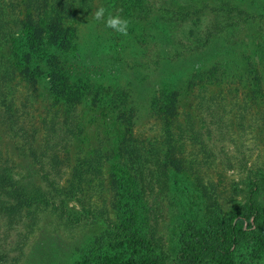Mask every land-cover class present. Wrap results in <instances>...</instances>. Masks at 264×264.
Listing matches in <instances>:
<instances>
[{"label":"trees","instance_id":"obj_1","mask_svg":"<svg viewBox=\"0 0 264 264\" xmlns=\"http://www.w3.org/2000/svg\"><path fill=\"white\" fill-rule=\"evenodd\" d=\"M87 1L0 0V126L7 131L21 132L23 136L29 137L26 132L30 124L26 128L27 123L18 117L13 107L16 91L11 82L16 77L25 86V97L37 98L42 88L52 98L51 105L72 98L80 99L88 92V88H93L94 95L87 104L89 108L95 111L106 110L118 119L117 112L121 108L117 107L119 104L111 106L109 101L123 103L125 98H129L125 93L115 92L114 96L106 93L109 88L105 83L106 77H92L82 66L83 60L69 51L74 44L79 46V38L75 29L67 27L65 23L70 15L77 16L79 4H86ZM242 1L217 0L213 6L205 1L200 3L202 7L197 8L187 0H122V6H130L140 15L153 13V9L161 13L159 20L155 17V21L160 35L164 36L162 42L168 37L163 30L166 22H171L170 27L176 25L177 30L180 29L179 34H182L174 37L172 47L168 48V51H173L172 58H164L162 62L147 67L145 72L142 69L145 75L140 81L150 86L152 83L151 91L155 90L162 96L158 101L167 107H176L180 90L184 86V89L191 86L193 74L188 79L189 69L186 68L180 76H175L173 71L179 62L189 60L186 56L189 48L182 45L177 57V45L197 41V53L201 52L210 39L221 34H225L227 39L236 37L243 25L254 21L255 16L262 19L260 32L264 35V0ZM175 2L187 4L192 10L175 9L171 5ZM204 11L212 15L210 21L206 22L205 17L201 16ZM181 25L186 26V31L180 28ZM201 26L203 31L200 33ZM196 34L201 36L194 39ZM155 37V34L149 35L151 45L159 52L161 50L158 49ZM261 38L264 40V37ZM236 42L229 40L232 45ZM243 61L247 67L242 68L244 78L251 77L252 81L261 85L262 75L255 63L248 56ZM212 64L204 70L207 72L206 78H214V81L225 79L223 82L227 83L222 70L225 66L217 62ZM76 77L78 79L73 83ZM87 81L90 87L85 84ZM140 86L138 83L139 93L143 91L139 90ZM261 94L263 91L258 88L256 95ZM206 110L213 112L220 122V112L218 115L210 106ZM64 114V122L68 127L60 129L52 112L49 119L41 120L44 133L38 150L31 143L27 144V156L35 166L38 183L17 179L7 161L0 159V219L4 221L6 229L13 230L22 225L29 231L38 215L46 211L69 227L102 221L106 229L93 238L90 249H82L83 254L84 251L85 255L96 253L104 244L114 242L118 246L128 247L133 254L138 255L123 264H233L239 251L237 248L252 238L256 239L255 248H263V217L256 193L264 185V172L246 185L247 190L239 191L243 194V203L229 216L221 217L216 184L210 179L204 180L195 157L192 155L190 159L186 154L188 171L170 157L172 143L185 145L180 136L179 140L172 141L170 127L163 130L165 139L160 142L156 139L143 141L131 135L133 124L130 121L122 122L118 119L121 131L109 144L99 142L86 155L79 151L71 159L67 156L59 158L58 153L65 151V141L61 138L69 140L73 128L79 123L73 108L67 109ZM188 138L190 143L197 142L195 145L202 150L205 148L197 131L191 130ZM204 160L207 162V157ZM65 162L68 166L72 165L67 172L60 168ZM105 163L110 165L107 171L103 170ZM103 173L107 174L106 180L103 179ZM98 194L103 202L107 201L105 205L115 211L114 222L103 218L104 207L86 209L89 198ZM69 203L78 205L79 211L73 210L76 207L70 208ZM165 217L176 222L185 238L175 251H161L160 236L154 238V233L148 237L139 235L141 223L149 222L154 232L159 220ZM250 218L254 229H249ZM241 221L246 223L245 228ZM27 233L22 235L23 239ZM14 246L19 248L17 244ZM17 250L19 253L14 259L15 264H18L21 257L20 249ZM258 250L254 249L253 252ZM5 262L0 260L2 264ZM102 262L110 264L106 259H102Z\"/></svg>","mask_w":264,"mask_h":264},{"label":"rangeland","instance_id":"obj_2","mask_svg":"<svg viewBox=\"0 0 264 264\" xmlns=\"http://www.w3.org/2000/svg\"><path fill=\"white\" fill-rule=\"evenodd\" d=\"M187 1L197 8L205 1L210 6L217 4V0ZM171 5L175 9L192 10L189 5H180L179 2ZM102 6L107 10L106 18L111 13L129 21L127 35H121L106 27L103 20L94 19L95 11ZM129 7L122 6V0H88L86 4H79L78 15H70L65 23L67 27L75 29L79 38V46L74 44L69 51L73 56L83 60L82 66H85V71L93 75L92 77H106L105 83L109 87L106 93L113 96L115 92L125 93L124 95L130 99L125 98L123 103L119 101L116 103L109 101V103L115 107L119 104L117 107L121 109L119 113L117 112L118 119L133 124L131 135L138 138L137 140L156 139L160 142L165 139L163 130L167 127H170V133H173L172 141L179 140V136L184 139L182 140L185 142L184 146L172 143L170 157L187 171V157L190 159L192 155L195 157L198 170L204 180L210 179L216 184V199L221 209V217H227L244 201L243 194L239 191L247 190L246 185L264 172V40L261 38L264 35L260 32L262 19L255 16L254 21L245 23L234 38L227 39L225 34H221L217 38L210 39L206 47L198 53L197 41L177 45V57L180 47L185 45L189 48V52L183 53H187L189 60L179 62L178 67H173L175 76H180V73L187 68L190 71L188 79L192 74L193 79L190 87L184 89V86L180 90L178 95L180 101L176 102V107L170 108L157 100L162 96L155 90V92L151 91L152 83L150 86L140 80L145 75L143 71L145 72L147 67L162 62L164 58H172L173 51H168V48L172 47L174 37L182 35L179 34L180 29L177 30L176 25L170 27L171 22H166L163 30L165 36L168 34L169 38L166 37L162 42L164 36L160 35L155 21V17L159 20L161 13L153 9V13L140 15ZM201 16L205 17L206 22L212 19L208 11H204ZM180 28L186 31V26L181 25ZM202 29L201 26L200 33ZM150 34H155L154 39L158 43V49L162 51H159L160 54L151 45ZM200 36L201 34L198 36L196 34L194 39ZM231 39L237 40L235 45L229 43ZM227 46L232 48L226 49ZM247 56L252 59L262 75L261 85L252 81L251 77L244 78L242 68L247 69V67L244 66L243 59ZM213 62L225 66L222 70L227 83L223 82L225 79L214 81V78L210 80L206 78L207 72L204 70L211 67ZM77 79V77L73 79V83ZM126 83L131 85L126 86ZM138 83L141 85L139 90H143L141 93L137 89ZM85 84L90 87L89 81ZM11 85L16 91L13 107L18 117L27 123L26 128L30 124L26 132L29 137L23 136L21 132L7 131L0 126V159L7 161L13 176L23 182L38 183L35 166L27 156L26 147L31 143L32 147L38 150L44 133L41 120L49 119L52 112L55 115L54 121L58 122L60 129L68 127L64 122V112L69 108L75 110L76 120L79 121L78 126L73 128L69 140L61 136L65 141L66 152L58 153L59 158L67 156L71 159L79 151L82 155H86L99 142L103 145L112 142L121 131L115 115H110L106 110H92L87 105L94 95L93 88H88V92L80 99L72 98L67 102L61 101L57 105H51L52 98L48 97L47 92L42 88L39 89L37 98L34 96L30 98V96L25 97V86L17 77L13 78ZM258 88L263 91L261 96L256 95ZM208 106L218 115L220 112L222 116L220 122L213 112L206 110ZM128 108L131 110H127ZM189 127L199 133L200 140L205 146L203 150L195 145L197 142L192 144L188 141V134H191ZM206 157L208 160L204 162ZM71 166L66 165L65 162L60 168L67 172ZM109 167L110 165L105 163L103 170L107 171ZM106 178L107 174L103 173V179ZM94 196L89 198L86 209L104 207L103 218L114 222L115 211L105 205L107 201L103 202L99 194ZM256 201L260 207L263 217L261 223L264 226V185L257 191ZM84 202L86 201L82 203ZM75 205L69 203L70 208L76 207L73 210L79 211V206ZM248 223L251 224L249 229H254L251 218ZM245 225L246 223L242 222L243 228L246 227ZM179 228L176 222L165 217L164 220H159L154 232L149 222L141 223L139 235L148 237L154 233V238L160 236L161 251L170 252L179 248L180 242L185 239ZM29 229L31 231L22 225L13 230L6 229L4 221L0 219V257H2L0 260L6 261L4 264H15L14 259L17 252L19 253L17 249L21 252L18 264H103L102 259L110 261V264H123L128 259H135L138 256L128 247L118 246L114 242L104 244L96 253L85 255L84 251L83 254L84 249H90L93 238L106 229L102 221L91 225L69 227L46 211L38 215L34 226ZM261 232L264 237V228ZM24 233H27L25 239L22 236ZM255 243L256 239L252 238L241 244L237 248L239 251L235 255L233 264H264V240L262 249L255 248ZM14 244L19 248H15ZM254 249L259 250L253 252Z\"/></svg>","mask_w":264,"mask_h":264},{"label":"clouds","instance_id":"obj_3","mask_svg":"<svg viewBox=\"0 0 264 264\" xmlns=\"http://www.w3.org/2000/svg\"><path fill=\"white\" fill-rule=\"evenodd\" d=\"M106 8L103 6L98 8L94 13V19L96 21H104L105 26L113 29L121 35H127V29L129 21L127 19L121 18L119 15L108 14L107 18L105 17Z\"/></svg>","mask_w":264,"mask_h":264}]
</instances>
